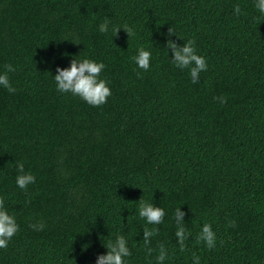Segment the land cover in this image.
I'll return each mask as SVG.
<instances>
[{
  "label": "trees",
  "instance_id": "1",
  "mask_svg": "<svg viewBox=\"0 0 264 264\" xmlns=\"http://www.w3.org/2000/svg\"><path fill=\"white\" fill-rule=\"evenodd\" d=\"M235 4L244 14L234 16V264H264V20L252 0ZM232 8L233 0H0V71L16 69V91L0 88V198L19 225L0 264H94L118 230L129 264H147L139 199L165 209L153 238L171 252L165 264H191L192 253L201 264H233ZM104 18L135 35L99 33ZM168 27L207 58L195 84L168 60L165 39L183 43L166 37ZM140 46L153 52L148 71L131 59ZM76 55L105 64L104 104L55 90L56 66ZM17 161L36 178L26 190L14 184ZM178 206L191 232L184 251L173 237ZM38 222L39 231L29 226ZM205 222L217 237L211 250L196 242Z\"/></svg>",
  "mask_w": 264,
  "mask_h": 264
},
{
  "label": "clouds",
  "instance_id": "2",
  "mask_svg": "<svg viewBox=\"0 0 264 264\" xmlns=\"http://www.w3.org/2000/svg\"><path fill=\"white\" fill-rule=\"evenodd\" d=\"M252 6L259 14L260 21L264 20V0H252ZM234 16H240L243 13L240 4H235L232 8ZM123 30L127 37L135 35L132 27L128 25L111 24L108 18H104L97 25V30L102 34H111L115 37L118 30ZM166 37L174 35L172 28H167ZM182 39V38H181ZM183 40V39H182ZM78 43V42H73ZM163 48L171 50V57L168 60L171 65L177 69H188V74L192 83H197L199 74L206 71L208 68L207 58L198 54L195 41L191 38L183 40L182 44H177L172 39H165ZM153 58V52L146 47L140 46L135 49L134 55L131 57L137 68L144 71L150 69V61ZM105 69V64L102 61H97L88 56H73L69 59L66 67L56 66L55 74L52 75L55 90L59 93H71L78 96L81 100L91 106H99L106 102L107 97L111 95V89L108 86V81L101 77V73ZM14 66L9 63L3 66L0 71V88L9 93H14L16 88L13 87L9 73L15 72ZM221 104L225 103V97H214ZM16 175L14 184L21 190H26L27 186L35 182V176L26 171L23 161H17L15 164ZM136 215L144 221V227L140 231V239L143 241V249L147 264H165L166 260L171 257V252L165 243L157 240L153 245V238L158 235L159 229L155 226L164 223L165 209L151 202L139 199L136 206ZM185 212L178 206L173 211V219L175 222V230L173 237L175 244L180 251H184L185 242L188 240L191 232L184 220ZM152 225L153 227H148ZM34 230H41L44 227L43 222L33 223L29 225ZM19 225L16 222V217L9 213L4 207L3 199L0 198V249H6L9 241L18 232ZM216 233L213 231L211 224L205 222L200 225L199 231L196 234V242H203L204 246L211 250L216 247ZM87 247L88 245H84ZM106 251L102 254H97L94 264H129V258L132 251L129 247L128 238L119 230L111 235L103 243ZM191 264H201V257L196 254H191Z\"/></svg>",
  "mask_w": 264,
  "mask_h": 264
}]
</instances>
